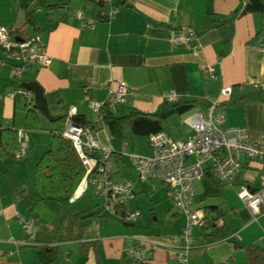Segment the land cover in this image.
Instances as JSON below:
<instances>
[{
	"label": "crops",
	"instance_id": "obj_1",
	"mask_svg": "<svg viewBox=\"0 0 264 264\" xmlns=\"http://www.w3.org/2000/svg\"><path fill=\"white\" fill-rule=\"evenodd\" d=\"M99 1H104V5H99ZM52 4L59 5L50 11L48 20V6ZM35 5L34 17L49 56L48 64L30 65L16 81L12 76L16 60L0 48L5 53H0V164L5 168L13 165L8 158L14 157L17 143L20 147L25 146L23 139L26 146L31 147L34 140L46 138L49 139L48 147L52 121L57 115L48 102L54 119H47L36 108L32 92L33 102L22 98L27 107L30 133L24 135L22 132L18 136L20 130L15 126L19 97L11 98L7 94L26 82L38 83L48 100L51 92H58L68 114L74 107V115L84 117L91 124L92 136L102 147L113 151L114 178L117 181L129 178L135 183L136 197L128 204L129 211L139 210L130 205L150 188L166 187L168 197L169 188L159 181L141 183L137 180L130 161H124L126 154L117 150L115 145L116 139H123L124 148L130 147L125 133L132 130L127 128L122 136L113 137L93 111V102L106 101L109 86L116 88L124 81L136 92L112 108L116 116L137 110L160 117L164 109L170 111L177 104L196 108L194 113H207L206 97L220 98L219 111L225 117L223 127H247L250 137L264 144V102L241 100L257 86L264 89V0H0V25L10 27L13 38L32 36L36 32L27 23V10ZM111 7L118 9L115 17L101 19L100 12ZM78 12L97 17L94 28L82 29L76 16ZM187 29L194 30L196 41L192 44L173 43V37ZM208 67L213 68L214 78L206 71ZM226 86L233 87L229 97L221 96V90ZM169 91L181 94L182 99L167 101L164 94ZM29 108L33 110L29 112ZM194 113L186 117L183 113L167 116V134L174 140H186L192 133L186 120ZM146 140V154H129L152 155L148 138ZM47 147L39 150V158ZM263 169L264 160H246L238 173L237 184L221 183L210 171L200 180L210 181L212 190L206 196H220L215 205H220L224 216L219 224H226L231 235L229 239L207 243L201 237L206 233L203 225L196 226L188 264H248L244 249L236 248L233 241L243 246L263 244L264 214L256 217L243 203L239 197V184L257 189ZM18 171L20 183L23 177L20 169L15 172ZM2 191L0 205L4 213L0 217V264H132V259L123 250L126 246L137 247L139 244L134 238L141 236L166 242V246L151 250L147 264L175 263L171 249L182 243L178 238L182 231L173 232L165 226L161 231L151 227L153 232H150L147 223L144 227L139 224L141 217L130 224L121 220L120 223L111 221L106 224L108 214L104 219L87 218L89 228L82 241H95V246L88 251L83 249L82 242L60 239L61 228L54 232V224L62 222L66 215L60 221L54 220L48 236L34 234V243L31 244L30 234L22 228L20 218H16L15 205L4 203ZM15 197L29 198L27 187ZM31 204L29 202L28 207ZM195 207L205 212L197 196ZM168 212L169 225L179 216L186 220L185 215L174 208L173 202ZM35 219L42 222L39 215ZM155 220L156 217L148 222L152 225ZM16 222L27 235H14ZM141 229L144 234L140 233ZM13 241L19 245L15 246Z\"/></svg>",
	"mask_w": 264,
	"mask_h": 264
},
{
	"label": "built area",
	"instance_id": "obj_2",
	"mask_svg": "<svg viewBox=\"0 0 264 264\" xmlns=\"http://www.w3.org/2000/svg\"><path fill=\"white\" fill-rule=\"evenodd\" d=\"M117 7L102 11L99 17L111 20L117 14ZM77 18L81 21L82 29H92L98 19L93 15L78 12ZM193 29L177 33L172 41L175 44H192L196 41ZM0 47L16 60L13 66V78L20 79L23 72L30 65L46 66L49 56L45 52L44 42L40 34L13 38L12 29L0 25ZM206 71L214 78L213 68ZM233 87L226 86L221 90V96L229 97ZM135 89L122 81L116 88L108 87V97L104 102H93L92 109L102 118V110L108 105L115 108L125 102L127 97L135 94ZM7 96L21 97L27 102H33V94L22 87H17ZM167 101H180L182 95L169 91L164 94ZM207 113L196 112L186 121L192 129L191 135L186 140H174L166 131L151 134L148 137L152 155L129 154V159L137 180L141 183L159 181L169 188V197L174 208L185 215L186 223L182 228L179 239L182 243L172 250L174 264H188V253L194 246V228L202 226L208 219L207 213L196 208V184L210 171L214 178L224 184L232 185L238 182V173L243 168L245 161L264 160V144L262 141L250 137L247 127H223L224 114L219 111L222 100L207 96ZM75 114V108L69 109V116ZM22 134L18 131V136ZM64 137L70 139L77 149L85 167V175L77 188L74 198L78 199L89 192L100 199L99 208L104 214L118 216L127 224L136 223L141 217L139 210L120 214L119 208L128 206L135 199V183L126 178L117 181L113 172V151L104 148L92 136L90 126L76 125L67 121ZM127 144V143H126ZM26 155L25 147L15 152V159L22 160ZM239 197L254 213L256 217L264 214V169L260 176L257 189L246 184H239ZM4 209L0 205V217ZM22 228L30 234L29 243H34V220L20 218ZM99 228V225L96 226ZM177 238V237H175ZM138 246H126L125 255L132 259V264H147L150 252L154 247L166 246L165 241L152 240L141 236L134 238ZM18 246L17 241H13Z\"/></svg>",
	"mask_w": 264,
	"mask_h": 264
},
{
	"label": "trees",
	"instance_id": "obj_3",
	"mask_svg": "<svg viewBox=\"0 0 264 264\" xmlns=\"http://www.w3.org/2000/svg\"><path fill=\"white\" fill-rule=\"evenodd\" d=\"M98 4L104 5V1H99ZM58 5L52 4L48 6V20L51 18L50 11ZM35 9L36 5L27 10V23L36 32L35 34H39L34 17ZM18 80L16 79V81ZM48 97V102L51 104L53 111H57V115L52 121L48 147L35 164L33 184L40 200L44 202L58 201L65 203L70 202V199L74 196L83 180L85 167L73 142L64 137L63 132L67 121H71L76 125L92 126L80 115L69 116L58 92H51ZM241 100L246 102H264V89L257 86L251 92L244 94ZM178 105H175V107ZM32 110L29 108V112ZM101 114L102 118L100 122L107 126L110 135L113 137L122 136L124 130L127 128H130L135 135L145 138H148L151 134L166 130L165 119L159 117L157 114L135 110L124 116H116L113 109L108 105L102 110ZM20 148V144L17 143L13 156H15V152ZM203 208L208 215V219L203 224V229L206 232L201 236L203 240L207 243H215L229 239L231 235L229 228L226 224H219L220 219L224 216L220 205H206ZM127 210V206H123L119 208L118 213L123 214ZM87 212H92V217L95 218H106L104 213L94 211L91 208L82 213H68L62 222L54 224V232H57V229L61 228L60 239L82 242V247L86 251L95 246V241H82L89 228V223H87L89 219L82 218V215ZM233 243L236 248L244 249L248 264H264V242L263 244H250L246 246L236 241H233Z\"/></svg>",
	"mask_w": 264,
	"mask_h": 264
},
{
	"label": "rangeland",
	"instance_id": "obj_4",
	"mask_svg": "<svg viewBox=\"0 0 264 264\" xmlns=\"http://www.w3.org/2000/svg\"><path fill=\"white\" fill-rule=\"evenodd\" d=\"M0 53L4 55V51L0 49ZM12 57V56H11ZM23 99L19 97L16 105V128L21 132H24V135L29 134V127L30 122L26 119L27 115V107L25 106ZM196 111V108H192L187 112L183 113V117L188 116ZM168 128V127H167ZM125 138L130 141L131 146L124 148L123 146V139H116L115 145L117 150H120L124 155V161L129 163L130 161L128 155L129 153H145L148 152V142L145 137L136 136L132 134L130 130L126 131ZM49 140V139H48ZM46 138L44 140L36 139L32 140L31 147L26 146L25 139H23V143L25 144L24 147L26 150V157L22 160L14 161L12 157L8 158V162L12 163L13 165L10 167L5 168L2 164H0V192L1 189L4 193L3 200L5 204L13 203L17 209L18 215L16 218H27L34 220V234L37 235H46L48 236L50 233L49 231L52 228V223L55 219L58 221L62 220V218L67 213H77L82 212L84 210L93 209L94 211L100 212L99 204L100 199L94 195H91L89 192L85 193L81 198L76 200L74 203H58V202H49L46 204L44 201L40 200V198L36 194V190L33 184V174L35 164L38 160L39 150L42 148L47 147ZM131 163V162H130ZM21 170V174L23 177L22 182L19 183L21 176L19 171ZM4 171H7L5 173ZM23 187H27L28 194H30L29 198H21L17 199L16 193H18ZM197 189V198L200 200L201 206L206 205H215L219 203L220 196H206L211 189L210 181L203 180L202 182L198 181L196 184ZM31 202V206L28 207V203ZM131 208L135 207L141 211V219L140 223L142 227L144 224L147 223V227H149L148 231L152 227L153 229H157L161 231L162 228L166 226V229H170L173 232H178L179 230L182 231V227H184L186 220L184 216L177 217L172 225L170 224V213L168 212L169 208L172 206V200L166 194V187L157 186V189L154 190L150 188L147 193H143L140 199H136L131 203ZM39 215L42 222H37L35 217ZM156 220L153 221L150 225L148 221L150 219L155 218ZM93 219L95 217H92ZM91 218V219H92ZM111 221H117L120 223V219L116 216L109 215L108 219H106L105 223L108 224ZM165 229V230H166ZM49 230V231H48ZM46 232V233H45ZM150 232H153L150 230ZM141 234H144L143 229L140 231ZM25 235L20 228L19 224L16 222L14 226V235ZM27 235V234H26Z\"/></svg>",
	"mask_w": 264,
	"mask_h": 264
},
{
	"label": "water",
	"instance_id": "obj_5",
	"mask_svg": "<svg viewBox=\"0 0 264 264\" xmlns=\"http://www.w3.org/2000/svg\"><path fill=\"white\" fill-rule=\"evenodd\" d=\"M24 89L33 92L34 94V102L36 108L45 116L47 119L52 120L54 117L50 113L49 105H48V99L44 95L43 88L36 82H26L21 85ZM189 105H180L175 107L174 109L168 111L167 109H164L161 113L160 117L165 119L167 116L172 114H182L185 111L189 110ZM75 200L74 197L70 199V202H73ZM93 216L92 212H87L82 215L83 219L91 218Z\"/></svg>",
	"mask_w": 264,
	"mask_h": 264
}]
</instances>
